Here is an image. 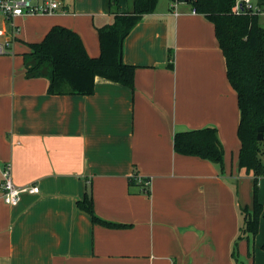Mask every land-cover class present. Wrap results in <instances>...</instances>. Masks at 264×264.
<instances>
[{
  "label": "crops",
  "instance_id": "1",
  "mask_svg": "<svg viewBox=\"0 0 264 264\" xmlns=\"http://www.w3.org/2000/svg\"><path fill=\"white\" fill-rule=\"evenodd\" d=\"M130 9L119 0L120 13ZM113 19L109 0H63L57 14L18 18L13 53L0 55V166L11 162L18 186L40 188L8 206L0 175V264H235L253 177L239 169L237 95L213 23L184 2L158 0L125 40L133 90L97 77L93 95H49L47 79L26 78L28 44L52 27L77 32L97 58V29ZM209 126L225 150L222 173L174 150L176 132ZM135 173L150 179L149 193L131 182ZM87 191L99 218L127 227L93 223L77 207ZM263 233L261 219V249ZM238 250L245 264H264L263 249L249 258L243 240Z\"/></svg>",
  "mask_w": 264,
  "mask_h": 264
},
{
  "label": "trees",
  "instance_id": "2",
  "mask_svg": "<svg viewBox=\"0 0 264 264\" xmlns=\"http://www.w3.org/2000/svg\"><path fill=\"white\" fill-rule=\"evenodd\" d=\"M130 1V11L120 13L119 0H109L114 19L111 24L97 29L101 48L99 57L88 55L77 32L56 25L41 42L28 44L29 52L23 56L26 78L47 79L49 95H93L97 77L133 90L137 67L124 62L125 40L146 15L155 11L158 0ZM171 1L190 5L193 12L213 23L225 58L227 79L237 95L240 113L237 135L241 143L239 169L253 177V200L251 206L241 207L243 223L233 243L231 257L235 264H245L239 255V243L246 241L247 255L254 258L255 240L264 218V206L258 197V181L264 177V135L262 140H258V128L264 125V24L253 9L235 12L237 0ZM173 57L171 51V67ZM173 146L180 155L207 160L221 173L224 171L225 150L215 127L179 130L174 135ZM136 174L131 178L132 183L138 181ZM143 190L149 193V189L144 187ZM77 207L89 214L95 224L107 228L127 227L99 218L94 212L90 191L77 201Z\"/></svg>",
  "mask_w": 264,
  "mask_h": 264
},
{
  "label": "built area",
  "instance_id": "3",
  "mask_svg": "<svg viewBox=\"0 0 264 264\" xmlns=\"http://www.w3.org/2000/svg\"><path fill=\"white\" fill-rule=\"evenodd\" d=\"M63 0H0V17L4 20V37L0 38V55L13 53V45L16 42L19 28L16 24L18 18L34 15H54L62 11ZM244 9H253L260 16H264V7L253 6L250 0H237L235 12L239 13ZM195 13V12H194ZM2 178V199L8 206H16L23 194L36 195L40 193L38 185L18 186L13 178L11 162L0 166ZM135 178L149 189L150 179Z\"/></svg>",
  "mask_w": 264,
  "mask_h": 264
},
{
  "label": "rangeland",
  "instance_id": "4",
  "mask_svg": "<svg viewBox=\"0 0 264 264\" xmlns=\"http://www.w3.org/2000/svg\"><path fill=\"white\" fill-rule=\"evenodd\" d=\"M0 18H1V17H0ZM1 23H2V21H1V19H0V27L2 26ZM232 153H233V152H231V151L228 152L229 158L232 157ZM262 160L264 161V156H262ZM241 174H242L243 176L245 175L244 172H241ZM262 183H263V186H264V179H261V180L258 181V197H259V201H260V203L264 206V202L261 201V186H262ZM244 185H248V187H249L247 193H249V196H250L251 202H250V204H247V205L251 206V205H252V200H253V180H251V182H249L248 184H247L246 182H244ZM244 190H245V189H244V187H243L242 192H244ZM244 206H246V205H244ZM263 219H264V218H263ZM263 237H264V233H263V235H261L260 238H263ZM256 250H257V251H260V252L263 251V250L260 248V246L257 247V245L255 244V254H256ZM262 258H263V256L261 255V259H262Z\"/></svg>",
  "mask_w": 264,
  "mask_h": 264
},
{
  "label": "water",
  "instance_id": "5",
  "mask_svg": "<svg viewBox=\"0 0 264 264\" xmlns=\"http://www.w3.org/2000/svg\"><path fill=\"white\" fill-rule=\"evenodd\" d=\"M264 135V125L258 128V140H262Z\"/></svg>",
  "mask_w": 264,
  "mask_h": 264
}]
</instances>
